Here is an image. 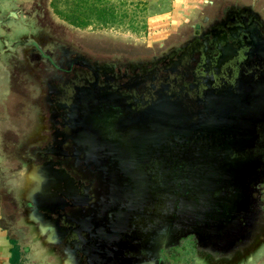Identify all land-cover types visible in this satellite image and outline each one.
<instances>
[{
	"label": "flooded vegetation",
	"instance_id": "af4514ba",
	"mask_svg": "<svg viewBox=\"0 0 264 264\" xmlns=\"http://www.w3.org/2000/svg\"><path fill=\"white\" fill-rule=\"evenodd\" d=\"M2 17L0 63L19 103L1 128V166L6 162L9 175L0 179L7 189L0 198L15 234L5 229L19 244L26 240L27 256L57 264L66 259V244L108 249L114 259L120 251L131 264H264V120L237 110L229 126L199 140L191 118L167 100L176 75L192 72L198 54L180 70L173 65L209 20L188 21L132 49L87 41L35 15ZM50 161L54 168L39 169ZM27 168L34 189L68 171L75 181L67 204L50 212L18 199L16 180ZM50 219L63 228L62 245L41 246L34 237L55 230ZM231 221L241 229H229ZM243 232L246 244L238 240Z\"/></svg>",
	"mask_w": 264,
	"mask_h": 264
},
{
	"label": "water",
	"instance_id": "95a60500",
	"mask_svg": "<svg viewBox=\"0 0 264 264\" xmlns=\"http://www.w3.org/2000/svg\"><path fill=\"white\" fill-rule=\"evenodd\" d=\"M226 2L229 0H204L191 21L209 20L210 25L204 30L202 37L183 47L184 51L182 50V56L177 62L179 66L172 67L174 70H180L183 63L190 65L194 60L193 53L198 54L192 72L186 71L188 74L184 72L176 75L177 90L170 92L167 100L177 101L176 110L183 112L187 119L191 118L193 133L199 131L197 137L199 140L204 138L205 134L214 131L217 125L229 126V119L237 110L244 111L252 120H264V0H240L231 9H220ZM55 164L54 161H50L39 169L45 165L54 168ZM22 171V178L16 180L14 195L20 200L33 202L37 210L54 212L62 202L67 204L68 197L71 198L69 190L75 180L64 168L44 180V187L35 189L32 186L35 179L32 174L35 173L29 168ZM62 175L67 181L64 183V190L60 184ZM30 211L27 209L28 217ZM41 218L44 222L40 226V234H44L46 220ZM50 221L55 230L48 234L46 239H43V235L34 237L42 239L41 246L51 242L62 245L63 228L56 225L53 219ZM233 221L229 222L228 228H233V231L241 229L242 225L239 223L237 225ZM250 222L255 230L253 220ZM247 228L244 229L248 231ZM59 232L61 236L56 239ZM243 234L238 236V240L242 238L246 244L249 234L247 232ZM257 235L256 233V238ZM98 243L103 244L101 241ZM63 246L62 251L66 259L59 260L60 263L57 264H131L122 261L119 257L122 253L120 251L113 252L117 253V258L114 259L111 250L108 249L102 251L98 248V251H89L85 248L77 251L70 250L66 244ZM81 253L83 260L80 259Z\"/></svg>",
	"mask_w": 264,
	"mask_h": 264
},
{
	"label": "rangeland",
	"instance_id": "374dc122",
	"mask_svg": "<svg viewBox=\"0 0 264 264\" xmlns=\"http://www.w3.org/2000/svg\"><path fill=\"white\" fill-rule=\"evenodd\" d=\"M111 3L122 5V9L127 11V17H122L116 23L104 24L93 20L86 26H76L59 17L53 10L51 5L52 0H0V17L6 20L13 15L23 16L35 15L43 21L49 22L51 25L61 29L65 33L81 36L90 42H103L107 45H120L134 48H142L147 44L159 42L163 37L175 32L180 26L195 18L200 10L204 0H107ZM145 1V9L139 11L133 2ZM186 7L181 16L174 9ZM133 11H137L135 21H131ZM197 12V13H196ZM179 16V17H178ZM8 75V77H7ZM9 73L0 63V137L1 128L7 127L8 122L4 118L12 117L16 111V106L19 103L17 93L8 87ZM13 88V87H11ZM18 113V109L17 112ZM0 160V179L2 182L5 176H8L7 165L5 166ZM11 180V177H10ZM9 181V179H8ZM5 184V181H4ZM4 184L0 186V193L4 190ZM11 184L9 188H11ZM7 190V189H6ZM4 190V193L6 192ZM7 205L5 200L0 198V225L10 229V233L14 235V226L7 220V208L3 209L2 205ZM3 218V219H2ZM13 240V248L18 250V259L20 264H36V260H32L24 252L23 247L26 245V240L18 242L17 237H11Z\"/></svg>",
	"mask_w": 264,
	"mask_h": 264
},
{
	"label": "trees",
	"instance_id": "16d2710c",
	"mask_svg": "<svg viewBox=\"0 0 264 264\" xmlns=\"http://www.w3.org/2000/svg\"><path fill=\"white\" fill-rule=\"evenodd\" d=\"M133 4L139 11H143L147 3L138 1ZM51 5L59 17L76 26H86L93 20L104 24L116 23L127 17V11L122 9L123 4L107 0H52ZM133 13L131 21H135L137 11ZM13 253L16 257L18 250L13 248Z\"/></svg>",
	"mask_w": 264,
	"mask_h": 264
},
{
	"label": "crops",
	"instance_id": "0c3cea01",
	"mask_svg": "<svg viewBox=\"0 0 264 264\" xmlns=\"http://www.w3.org/2000/svg\"><path fill=\"white\" fill-rule=\"evenodd\" d=\"M184 11H186V7H182V5L181 9H174V12H177L179 16H181ZM11 237L12 236L6 231L5 227L0 225V264H20L19 261L15 259H18V257H15V253H13V240Z\"/></svg>",
	"mask_w": 264,
	"mask_h": 264
}]
</instances>
